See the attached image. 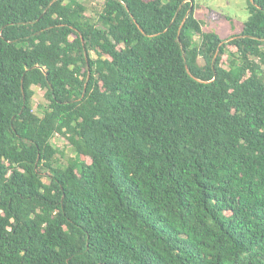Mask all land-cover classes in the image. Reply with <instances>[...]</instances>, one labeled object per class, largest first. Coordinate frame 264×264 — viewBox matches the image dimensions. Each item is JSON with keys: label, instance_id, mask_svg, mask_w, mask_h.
Masks as SVG:
<instances>
[{"label": "trees", "instance_id": "obj_1", "mask_svg": "<svg viewBox=\"0 0 264 264\" xmlns=\"http://www.w3.org/2000/svg\"><path fill=\"white\" fill-rule=\"evenodd\" d=\"M246 1L223 39L194 0H0V264H264V0Z\"/></svg>", "mask_w": 264, "mask_h": 264}, {"label": "rangeland", "instance_id": "obj_2", "mask_svg": "<svg viewBox=\"0 0 264 264\" xmlns=\"http://www.w3.org/2000/svg\"><path fill=\"white\" fill-rule=\"evenodd\" d=\"M77 1L87 8L88 15L96 16L102 11L103 0ZM193 6L196 18L202 23L203 31L214 32L223 39L239 35L243 30V24L249 17L246 0H194ZM33 90L35 93L33 97L34 111L41 116L48 107L45 91L37 87H34ZM54 145L61 150L65 149L66 155L73 157L70 154L67 141L62 136L55 137ZM59 159L61 164H66L67 157L59 156Z\"/></svg>", "mask_w": 264, "mask_h": 264}, {"label": "water", "instance_id": "obj_3", "mask_svg": "<svg viewBox=\"0 0 264 264\" xmlns=\"http://www.w3.org/2000/svg\"><path fill=\"white\" fill-rule=\"evenodd\" d=\"M53 3H54V2H53ZM53 3H52V4H53ZM52 4H51V5H52ZM192 10H193V8L189 11L188 15L191 13Z\"/></svg>", "mask_w": 264, "mask_h": 264}]
</instances>
